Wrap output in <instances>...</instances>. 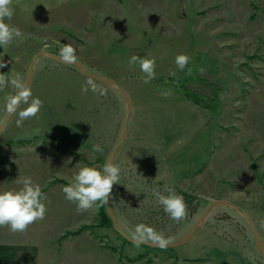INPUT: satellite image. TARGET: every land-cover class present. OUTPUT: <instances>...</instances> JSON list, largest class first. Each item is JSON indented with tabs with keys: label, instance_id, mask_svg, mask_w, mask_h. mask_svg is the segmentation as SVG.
<instances>
[{
	"label": "rangeland",
	"instance_id": "1",
	"mask_svg": "<svg viewBox=\"0 0 264 264\" xmlns=\"http://www.w3.org/2000/svg\"><path fill=\"white\" fill-rule=\"evenodd\" d=\"M11 8L6 23L23 42L0 46V73L26 84L44 51L113 79L130 97L126 136L112 160L121 170L109 199L118 228L134 239L175 241L221 199L244 212L264 246V0H12ZM181 53L190 57L182 71ZM132 55L155 58L150 83L139 64L129 67ZM32 72L31 96L0 132V192L31 177L47 211L24 232L0 227V241L33 242L35 264H264L247 223L225 205H214L188 241L166 249L125 239L106 203L77 212L62 187L82 166L102 169L127 103L44 55ZM10 97L19 95L9 83L0 90V124ZM33 98L43 102L40 111L17 127ZM169 187L187 205L180 221L153 195Z\"/></svg>",
	"mask_w": 264,
	"mask_h": 264
},
{
	"label": "clouds",
	"instance_id": "2",
	"mask_svg": "<svg viewBox=\"0 0 264 264\" xmlns=\"http://www.w3.org/2000/svg\"><path fill=\"white\" fill-rule=\"evenodd\" d=\"M11 4L12 0H0V46H8L13 40L19 43L23 42L21 30L6 23V19H11L13 14ZM189 60L188 55L181 53L175 57V64L182 71L189 64ZM128 64L130 68L139 64L140 70L144 74L141 77L143 83L147 84L155 79V58L132 55ZM4 67H6V62L0 60V68ZM189 71H191L190 68ZM172 74L175 75V73ZM9 83L18 90V95L31 96L30 89L18 74H13L9 78L5 73H0V90ZM92 90L98 91L94 86ZM82 91L86 92L88 89L83 88ZM99 91L101 95L104 94L102 90ZM166 95H171V92H167ZM42 103L39 98H33L29 107L19 112L16 126L22 127L24 120L36 116ZM14 106L15 101L10 97V109ZM93 151L102 152L103 148L100 144H95ZM120 171L119 166L111 162L105 163L102 169L82 166L74 174L69 184L62 187V192L68 201L76 204L77 212L87 211L92 209L98 201L106 203L110 199L113 185L119 184ZM17 183L21 185L18 190L0 192V227L7 226L14 233L24 232L29 225L42 220L47 211L46 205L42 202L44 197L39 184L34 183L31 177L19 178ZM164 191L167 193L166 195L158 189H153V195L157 197L165 213L176 221L184 219L187 215V205L183 196L178 195L170 187L165 188Z\"/></svg>",
	"mask_w": 264,
	"mask_h": 264
},
{
	"label": "water",
	"instance_id": "3",
	"mask_svg": "<svg viewBox=\"0 0 264 264\" xmlns=\"http://www.w3.org/2000/svg\"><path fill=\"white\" fill-rule=\"evenodd\" d=\"M40 55H44V56L53 58V59H55L57 61H60L62 63L73 65V66L77 67L85 75H88V76H90V77H92V78H94L96 80H99V81L105 83L106 85H108L109 87H111L112 89H114L115 91L120 93L121 96L124 98L125 102L127 103V113H126L125 120L123 122V128H122L121 136H120L119 141L114 146L110 156L108 157V159L106 161V163L107 162H111L112 163V160L114 158V155H115L116 151L119 149L122 140L126 136L127 119H128V116H129V112L131 111V108H132V104H131V100H130L129 95L126 93V91L116 81H114L113 79H111L109 77H106V76H103V75H98V74H95L93 72H90V71L86 70L84 68V66H83V63H81V62H79V61H77L75 59L63 57V56H60V55H56V54L48 53V52H44V51H40L33 58L31 67L29 68V71H28V77H27V81H26V86L28 88H29L31 77H32V74H33L32 66L34 64L35 59L38 56H40ZM22 97H24V96L23 95H19V97L15 101V106L10 109V111L7 113L5 119L0 124V132L4 128V126H5L6 122L8 121L12 111L17 107V105L20 102V100L22 99ZM214 205H225L228 208L235 210L240 216H242L243 219L245 220V222L247 223L250 231L254 235V239H255V242H256V245H257L258 249L264 254V246L262 245V242H261V240H260V238L258 236V233H257L256 229L254 228V226L252 225V223L246 217L244 212H242L237 206L229 203L226 200L219 199V200L210 201L209 204L207 205V207L205 208L204 212L202 213V215L193 223V225H192L191 229L188 231V233L186 235H184L183 237H181L180 239L175 240V241H149V240H144V239H134V238H131V237L127 236L124 233V231H122L120 228H118V226H116V219H115V216L113 214L110 201L108 200L106 202V207H107L108 213H109V215H110V217L112 219L113 225L116 228V230L124 238H126L127 240H129L131 242H134V243L145 244V245H149V246H153V247H172V248L173 247H177V246L185 243L186 241H188L193 236V234L195 233L196 229L204 222V219L207 217V215L209 214L211 208Z\"/></svg>",
	"mask_w": 264,
	"mask_h": 264
},
{
	"label": "crops",
	"instance_id": "4",
	"mask_svg": "<svg viewBox=\"0 0 264 264\" xmlns=\"http://www.w3.org/2000/svg\"><path fill=\"white\" fill-rule=\"evenodd\" d=\"M5 239L0 241V264H35L37 248L33 242Z\"/></svg>",
	"mask_w": 264,
	"mask_h": 264
},
{
	"label": "trees",
	"instance_id": "5",
	"mask_svg": "<svg viewBox=\"0 0 264 264\" xmlns=\"http://www.w3.org/2000/svg\"><path fill=\"white\" fill-rule=\"evenodd\" d=\"M125 239H126V238H125ZM128 241H129V240H128ZM142 245H144V246H148V247H153V246H149V245H145V244H142ZM157 248H165V249H166L167 247H157ZM171 248H172V247H171ZM171 248H170V249H171Z\"/></svg>",
	"mask_w": 264,
	"mask_h": 264
}]
</instances>
